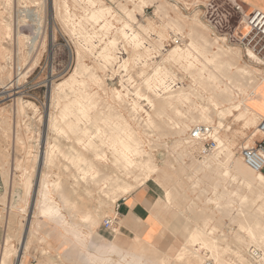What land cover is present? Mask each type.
<instances>
[{"label":"rangeland","instance_id":"1","mask_svg":"<svg viewBox=\"0 0 264 264\" xmlns=\"http://www.w3.org/2000/svg\"><path fill=\"white\" fill-rule=\"evenodd\" d=\"M211 1L208 17H202L197 6ZM172 4L189 18L198 14L210 43L199 42L187 27L173 28ZM100 8L107 11L105 17L93 20ZM126 23L139 34V43L120 32ZM229 26L227 0H0V225L6 232L0 256L10 245L17 254L24 250L10 264L31 263L32 251L45 264H99L89 260L99 250L112 255V264H204L208 257L215 264H264V247L252 243L248 233L262 199L236 172L241 167L255 174L240 149L254 146L260 122L245 129L225 115L224 128L214 108L208 121L201 112L202 106L212 108L214 85L229 77L234 102L257 107L258 98L248 97L260 83L243 89L245 96L238 86L247 80L216 53L212 28L219 35L230 32ZM190 44L201 56L197 67L172 53ZM240 55L242 64L253 67ZM73 74L74 80L65 83ZM180 90H186L187 98L165 105V97ZM79 106L85 115L77 113ZM200 124L217 129L229 157L221 149L206 159L198 157L187 137ZM126 125L158 165L147 183L135 189L151 186L160 193L154 205L157 219L152 218V235L160 233L154 244V237L144 242L109 239L103 229L118 202L105 178L119 176L122 169L120 145L114 146L111 133ZM136 177L141 179V171L120 178L135 184ZM42 179L50 182L46 199L66 222L41 213ZM197 230L206 245L202 239L187 244ZM183 245L188 248L181 254Z\"/></svg>","mask_w":264,"mask_h":264},{"label":"bare ground","instance_id":"2","mask_svg":"<svg viewBox=\"0 0 264 264\" xmlns=\"http://www.w3.org/2000/svg\"><path fill=\"white\" fill-rule=\"evenodd\" d=\"M172 5H173L172 11L174 12L175 16L170 19V24L174 26L173 28H175V26L187 27L190 33L192 34L195 33L197 35L199 42L210 43L208 42L205 32H204V28H206V26L200 21L198 14H195L192 18H189L187 16L180 14L181 12L177 5H174V4ZM105 13H107V11L103 9L98 10V12L96 11L95 13L93 12L92 19L96 21L103 19L105 17ZM149 27L150 25L143 26V28L146 30H148ZM27 29H24V30L26 31ZM25 31L23 32L25 33ZM23 32H21V34ZM32 32L33 31H30V33ZM120 32L124 35V37L136 40L139 43V34H137L133 30L130 24L126 23L120 29ZM35 39H33V41ZM217 47H218V51L216 53L222 55L226 59V61L229 63V65L231 62V64L236 68L235 73L238 74L240 78H242V81H244L245 79L247 80L245 84H242V86L240 85L238 86L239 89L242 88L241 91L243 92V94L246 93L244 90L246 89L248 90L251 88L253 89L254 87L259 85L260 82L255 76L256 70H254L253 68H250L249 66H247V64L244 65L240 62L242 58L238 51H235L234 49H230V48L226 49L220 46H217ZM172 53H173L174 58L177 57L179 60L184 59V61L186 62V65L197 67L198 65L197 61L200 55L198 54L197 48L194 47L192 44L187 45L186 49L177 47L172 51ZM105 58L109 60L111 59V55L107 54ZM230 79L231 78L229 77L227 78L226 82L219 81L218 84L216 83L214 85L216 89V93H214L213 96L209 99V102H210L209 106H211L212 108L208 109L209 107H204V106H202L201 108L203 119L208 121L209 120L208 117H210L209 116L210 111H212L214 108V110H216L217 112V117L220 119L219 124L221 125V127L225 128V125L223 124L222 120L224 119L225 115H227L230 117L233 116L237 122L242 123L245 129H250V127L255 125L256 122L258 121V114L250 110L247 106H245L244 101L234 102L233 95L230 92V85H231ZM70 80H74V74L65 83H68ZM116 95L118 96V98H121V95L119 93L116 92ZM187 95L188 94L186 93V90H180L176 93H172L169 96L165 97L164 99L165 105H169L172 107L176 102L180 101V99L182 98L186 99ZM226 104H228V106H226ZM83 106L85 105L83 104ZM79 107L77 109V113H83L85 115L87 110L81 106ZM69 112L71 111H67V110L64 111L66 115ZM50 122H51V126L55 127L56 123L53 122V120H51ZM111 136L114 139L115 138L117 139V141L114 142V146L116 144L120 145L119 148L117 147L118 149L116 151L119 153V156H118L119 159L117 160V162L121 165L122 169L120 171L119 176H110L105 179H106L107 184L111 182L110 187L113 189L112 192L116 193V195L114 196V199L116 202L122 199L123 197L127 196L128 194L132 193L137 188V186L144 185V183L150 179L151 175L156 173L158 165L154 162L155 158L153 160V158L151 157L152 155L150 156L145 150L142 149L141 139L130 125H126L124 126V128L122 127L121 129H118V130L116 128L112 129ZM218 142H219V149H221L220 153L226 152L227 157H229L230 150H229V146H227L226 141L223 139L221 140V138H218ZM47 159L49 162H52V153L47 152ZM134 170L141 171L142 173V177H140L141 179H139V177H136L135 180L137 183L135 184L124 183V180H122L120 177H123V176L129 177L130 174ZM236 172L238 176H240V178L245 182V184L249 186L250 188H252L251 189L252 194L255 195L257 198L262 199V205L257 210L258 219L256 220L255 224L252 227L248 228V233H249L250 239L252 240L251 241L252 243H255L257 247H264V175L261 172H255V171H253L255 174H252L251 172H250L251 174H248V172L242 169L241 167L236 168ZM143 177H145V179H143ZM49 188H50V182L47 179H42L40 191H41V195L44 198V201H43L41 213L47 216H51V217L56 216L57 220L61 222L62 221L66 222L65 218L59 215V212L57 211V208L53 205V202L51 200L46 199L48 196ZM220 198H222V196H220ZM200 231L198 230L193 231V233L189 235L187 244L188 243L193 244L195 241L201 240L204 234H202V232ZM73 232L76 237L83 238V236H80V234L77 231L74 230ZM140 241L144 242L143 240H140ZM202 241L206 245L207 243L206 239L205 240L202 239ZM213 243L210 245V248L215 250L217 248V245ZM187 248H188V245H183L180 251L181 254H183L184 252L182 253V251L186 250ZM24 249L26 250V242H25ZM17 253H18V250L14 251L12 250V247L10 245H6V248L3 250L2 255L0 256V264H10V260L13 256L21 259L23 257L22 255H24V250L23 252H21V254H17ZM128 254L130 256L136 257L134 254H130V253ZM89 255H90L89 260L91 263L99 262V264H112V259H111L112 255L109 256V255L103 254L100 250L97 251L96 254H89ZM240 258H242L241 261L244 260L243 256H241ZM122 259L125 260V256H123ZM19 264L21 263L19 262ZM114 264H123V262L119 261ZM127 264H139V263H134L131 261V262H127Z\"/></svg>","mask_w":264,"mask_h":264},{"label":"built area","instance_id":"3","mask_svg":"<svg viewBox=\"0 0 264 264\" xmlns=\"http://www.w3.org/2000/svg\"><path fill=\"white\" fill-rule=\"evenodd\" d=\"M239 14L238 23L232 32L218 35L216 27L212 29V37L217 46L224 45L230 49H239L243 57L251 64L248 65L258 73L260 79L264 78V12L249 10L241 5L235 7ZM177 42V39L174 40ZM261 138L255 141L254 146H242L240 156L245 165L255 172H261L264 167V120L260 122L257 135ZM187 141L192 149L196 150L199 158L206 159L219 149L218 131L212 125H196L188 134ZM118 202L110 217L104 219L103 229L115 231L119 221ZM255 257L257 253H253ZM204 264H215L209 257Z\"/></svg>","mask_w":264,"mask_h":264},{"label":"crops","instance_id":"4","mask_svg":"<svg viewBox=\"0 0 264 264\" xmlns=\"http://www.w3.org/2000/svg\"><path fill=\"white\" fill-rule=\"evenodd\" d=\"M227 1L230 4V32L235 29L239 19V14L235 11L236 6L241 5L249 10H260L264 12V0ZM178 4L182 6L181 3ZM212 6L213 1H211L207 7L205 5H198L197 7L200 8L202 17H208L210 10L208 7L212 8ZM234 50H238L240 54H243L239 49ZM258 80L260 82L259 90L257 93L255 91L251 93L248 99L258 98L257 107H252L254 111L250 108L249 109L258 114V121L261 122L264 120V78L260 79V77H258ZM260 138L261 137L258 136L257 140ZM261 173L264 175V167ZM159 199L160 193L151 186L139 188L126 197L120 199L117 204L120 217L115 231H105V236L113 240L119 239L118 241L120 242L125 239L149 240L150 237H154L152 240V244H154L160 235V233L152 235V228H156V221L152 219L156 218L154 214V205ZM5 236V229L0 225V245L4 244ZM35 252L36 251H32V255H30L31 263L26 262V264H45L43 261L36 260V255H34Z\"/></svg>","mask_w":264,"mask_h":264},{"label":"water","instance_id":"5","mask_svg":"<svg viewBox=\"0 0 264 264\" xmlns=\"http://www.w3.org/2000/svg\"><path fill=\"white\" fill-rule=\"evenodd\" d=\"M34 201H35V199H34ZM34 201H33V207H34ZM33 207H32L31 212L33 211ZM28 229H29V224H28V226H27V228H26V232H25L24 240L26 239V236H27V233H28Z\"/></svg>","mask_w":264,"mask_h":264}]
</instances>
